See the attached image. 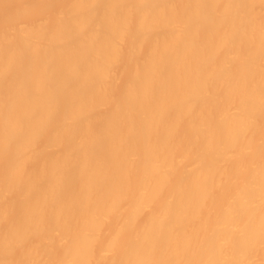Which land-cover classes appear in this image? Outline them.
Listing matches in <instances>:
<instances>
[{
	"label": "bare ground",
	"instance_id": "obj_1",
	"mask_svg": "<svg viewBox=\"0 0 264 264\" xmlns=\"http://www.w3.org/2000/svg\"><path fill=\"white\" fill-rule=\"evenodd\" d=\"M0 264H264V0H0Z\"/></svg>",
	"mask_w": 264,
	"mask_h": 264
}]
</instances>
